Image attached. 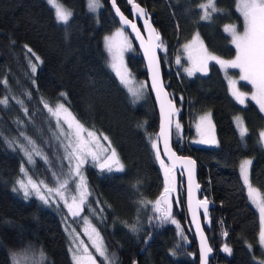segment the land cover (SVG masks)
I'll list each match as a JSON object with an SVG mask.
<instances>
[{
    "label": "trees",
    "instance_id": "trees-1",
    "mask_svg": "<svg viewBox=\"0 0 264 264\" xmlns=\"http://www.w3.org/2000/svg\"><path fill=\"white\" fill-rule=\"evenodd\" d=\"M134 1L148 11L163 42L158 52L163 84L178 108L172 127V148L178 155L196 160L197 181L201 185L199 198L213 204L206 222L202 216L212 248L209 264H257L255 259L262 262L264 249L258 243L260 223L246 198L239 164L247 158L252 160L251 183L264 197V149L258 142L264 117L252 103L242 108L231 99L216 65L210 64L205 76L188 78L183 66L174 63L180 47L196 32L209 52L225 59L235 55L222 27L236 24L241 31L236 0H215L221 13L208 21L200 19L199 7L207 0ZM115 2L120 12L130 18L126 1ZM61 3L73 13L66 27L56 22L52 8L44 0H0V99L7 97V88H11L46 135L43 119L49 118L41 100L53 107L63 102L87 129L109 138L124 170L107 174L86 165L84 175L91 195L79 220L87 216L97 228L114 264H198L184 196L179 199L180 210L175 212L190 240V251L184 258L171 254L179 252L175 225L156 220L151 208L165 186L151 145L157 140V111L149 90L147 102L135 105L107 66L102 39L120 27L109 0H100L98 22L89 13L87 0H61ZM25 45L42 61L35 74L29 68V60L36 62L35 56ZM134 47L135 53L126 58L129 72L135 79L146 82L145 65ZM61 93L67 98L61 97ZM203 113H210L213 118L217 141L214 148L188 144L193 135L192 125ZM14 115L19 116V111L13 103L7 107L0 104L1 130H15ZM235 116L243 118L248 130L244 144L233 125ZM176 118L183 128L182 138L188 141L176 140ZM48 155L54 161L51 150ZM23 162V156L9 150L0 135V264H11L9 253L26 244L39 246L53 264H71L60 210L44 208L36 199L20 200L12 191ZM43 170L29 173L44 177ZM133 224L137 225L135 232L129 227ZM225 245L231 248V254L223 252ZM97 261L103 264V258L97 257Z\"/></svg>",
    "mask_w": 264,
    "mask_h": 264
},
{
    "label": "snow or ice",
    "instance_id": "snow-or-ice-1",
    "mask_svg": "<svg viewBox=\"0 0 264 264\" xmlns=\"http://www.w3.org/2000/svg\"><path fill=\"white\" fill-rule=\"evenodd\" d=\"M133 6L134 15H138L140 18L144 19L145 26L150 34V43L148 47H145V56L149 60V70L152 72V86L157 93V98L160 99L163 93V88L158 82L159 68L158 64L155 63V50L157 48H163V42L160 40V36L155 32V29L151 28L149 23L148 14L146 10L139 4H136L134 0H129ZM48 5L54 9L55 19L58 24L67 25L73 13L65 8L61 3V0H47ZM89 10L95 11L98 7H101L100 0H88ZM113 6L115 3L113 0ZM203 14L200 16L201 20H208L212 18V13L218 11L215 6V0H207L206 3H201L199 5ZM237 10L241 13L244 20V31L239 33L236 30L235 25H226L225 31L228 32L232 37V44L236 48L235 59L230 61H225L216 56L207 53V50L203 48V42L199 41V35L193 37V40L184 45L185 51L189 53V59H192V51L194 45L199 43L198 51L202 50L204 55L197 56L196 64L193 68L186 69L189 76L193 74L194 71H207L208 60H215L223 68H238L240 70V80L246 81L251 84L253 92L251 94V99L256 101L259 105L261 112H264V0H237ZM117 15L120 17L121 25L130 26L136 33L137 37L140 38L139 30L133 21H129L119 9H116ZM123 29L117 30V32L112 37H105L106 49L110 56L109 67L115 71L118 78H120L122 83L127 84L128 81L125 79L126 68L122 66L123 52L126 48L130 47V44L125 39L121 43L117 37H123ZM159 43H156V42ZM141 45L144 46L143 40L141 39ZM27 51L35 56V61L29 60V65L31 72L36 73L39 63H42L40 57L37 56L31 48L25 45ZM179 59L177 63H179ZM35 82V81H33ZM6 84L7 81L5 80ZM230 90L232 95L240 103H244L243 97L244 93H241L236 88V82L234 80H229ZM142 88V86H141ZM135 99H139L141 89H129ZM30 96V94H28ZM61 97L65 99L66 94L61 93ZM166 97L167 94L164 93ZM17 104L21 106L25 114H28L27 108L24 107V101L17 97H13ZM9 103V98L4 97L0 99V104L7 107ZM44 108L48 111L49 115L56 120L55 131H53V136L58 144V147L63 150V156L60 157L61 160H67L69 164V176H77L80 178L79 183L76 184V191L79 193L77 198L76 195L71 197V203H69L68 195H66L69 181L67 176L62 178V175L57 173L54 167H52V161L43 152L36 141L28 136L23 131L20 136L23 138L22 141L10 140L6 141L9 147L14 149H19L24 152L26 159L29 163H34V157H40L44 160L46 164L50 165L49 170L52 172L53 179L55 181V187H49V185L43 181H36L32 177L27 175V171L24 165L21 164L20 171L24 174V177L16 181L12 191L15 193H22L23 199L28 200L32 195H35L44 204L50 205L51 203H59L63 201L64 206L68 209V215L76 218L81 216L83 207L85 206L88 195H90L87 188L85 178L83 176V166L89 161L92 162L94 167H98L102 172H121L124 170V165L121 162L115 148L112 146L109 138L103 133L97 134L94 130L87 129L84 124H82L76 116L69 111L64 103H57L54 107L51 106L47 101L41 100ZM177 110L174 108L172 102L168 100L166 103L161 102V131L157 138H163L165 155L170 158L175 157L176 159H181L175 156V153L171 151L168 143V136L170 135L172 120L171 117ZM240 135L244 138L247 135V128L244 125L242 118H235ZM201 121H207L211 124L210 118L208 116L201 117ZM18 123H23L22 121H17ZM66 125V128H65ZM197 133L201 135L202 139L198 143L215 144V137L211 135L209 138H203L205 136V129L202 127L201 123L197 124ZM177 131L180 129V124L177 122L175 124ZM101 137L104 141H107V146L101 144ZM259 142L264 144V130L259 133ZM152 148L155 150L156 159L160 160L161 153L158 148V142L152 141ZM161 167L164 168L165 174V188L163 193H161L160 198L155 201L154 210L157 213L155 216L156 220L161 223L171 221V223L176 224L177 222L171 216V206L169 205L168 196L175 190L174 180L173 184H169V176L171 169L165 167L164 162L160 160ZM186 164H193L191 160H185ZM250 160H244L240 164V174L243 179L244 185L248 189V196L252 202L256 205L259 211L260 218V230L258 233V243L264 248V197L260 195L256 188L251 185L249 179V166L251 165ZM174 166V165H173ZM192 172L189 170V208L191 210V198H192ZM199 188V185H196ZM54 194V195H53ZM55 197H59L56 200ZM141 203H146L141 201ZM161 205H167V207H162ZM198 207L204 209L205 217H207L208 212V201L207 199L202 201H197ZM193 218L195 220L196 214L193 212ZM83 224L85 227L82 229L84 234L88 237V241L91 247L95 249V254L89 250L88 245L85 244L83 240L79 238V234L76 233L75 229H72L70 236L73 237V246L69 248L72 253L73 264H97V257L103 258V264H114V259L110 258L106 247L103 244L102 238L100 236L97 228L92 224L87 216L83 217ZM66 230L70 227L65 220ZM197 230L201 236V248H200V260L201 264H207L208 253L212 251L207 245L206 239L203 237L202 232H200V225L197 223ZM130 230L137 231V225L133 224ZM179 227V226H178ZM227 235V233H224ZM249 250L252 246L248 245ZM223 251L231 254V248L227 245L224 246ZM175 255V251L172 253ZM15 257V254H13ZM13 264H20L18 259L14 258Z\"/></svg>",
    "mask_w": 264,
    "mask_h": 264
},
{
    "label": "rangeland",
    "instance_id": "rangeland-1",
    "mask_svg": "<svg viewBox=\"0 0 264 264\" xmlns=\"http://www.w3.org/2000/svg\"><path fill=\"white\" fill-rule=\"evenodd\" d=\"M44 2L46 4H48L47 3V0H44ZM87 3H88V0H87ZM235 7H236V12L238 13L239 17H241V20H242V29L240 31L237 28V25L236 24H227V25H235L236 26V30L239 33H243V31H244V20H243V17L241 15V13L237 10V0L235 1ZM52 10L54 12V9L53 8H52ZM99 10H100V7H98L95 11L88 10L89 13H91L94 16V19H95L96 22H98V14H99L98 11ZM219 12L221 13V11L218 9V11L212 13V16L215 15V14H217V13H219ZM202 14H203V12H202ZM208 20H211V19H208ZM208 20H205V21H208ZM60 25L65 26V27L67 26L65 24H60ZM225 26L226 25H224L222 27L223 32L227 36V38L229 39L230 45H232L233 48H234V50L236 51L235 46L231 42V40H232L231 35L224 30L225 29ZM119 29H122V28L121 27H117L116 29H114L112 31V33L103 36V39H102V45H104V50H105V53H106V56H107V66H108L109 70L111 71V73L113 74V76H115L117 78V80H118L119 84L121 85V87H123L124 89H126V91L128 92V94L130 95V97H132L134 104L135 105H137V104H144V103L147 102V99H148L147 96H148L149 87L147 86V83L145 81H140L137 78L135 79V77L132 76L130 74V72H129L128 65L126 63V58H127L128 55L135 53V50H134V48H135L134 46L135 45L132 43V39H131L129 33H127L124 29H123V32H124L123 37H117V39L121 43H123V41L126 39L128 41V43L130 44V47L129 48H126V50L123 52V59H122V66H123V68H126V70H127L126 73H125V79L128 81V83L127 84L122 83L121 80H120V78L117 77L115 71H113L112 68L109 67L110 56H109V53H108V51L106 49L105 37H112L117 32V30H119ZM197 34L199 35V41H202L203 42V48L207 50V48H206V46L204 44V41L202 40L199 32H196L195 34H193L192 38L188 41V43H190L193 40V37L196 36ZM198 49H199V43H197L196 45H194V48H193V51H192V59L190 60L189 59V53L185 51V48H184V45H183L182 47H180V49H179V52L180 53L174 59V63L177 66L178 65H182L183 66L184 73L186 74V76L188 78L189 77L200 76V75L201 76H205V75H207L209 73L208 70H209L210 64L216 65L219 68L220 72H222V75H223L224 81L227 84L228 93H229L231 99L235 103H237L240 107H242V108H244L248 103H252L254 106H256L258 108L259 112L262 113V115L264 117V112H261L260 111L259 105L256 103V101H254V100L251 99V94L254 91L253 88H252V86H251V84L247 83L246 81H241L240 80V70L238 68H223L215 60H208L207 61L208 67H207V71L206 72H204V71H194L191 76L188 75L186 69H190V68H193L195 66L198 55H200V56H203L204 55L203 51L202 50L198 51ZM207 53L208 54H211L213 56H216L211 51L209 52L207 50ZM235 56H236V53H235V55L233 57H231V59H225V58H222V57L220 58L218 56H216V57H218L220 59H223L225 61H230V60L235 59ZM178 59L180 61L179 63H177V60ZM29 68H30V66H29ZM30 70H31V68H30ZM230 79L231 80H234L236 82V88L238 89V91L245 94V96L243 97L244 103L238 102V100L232 95V92L230 90V85H229V80ZM243 85L246 86L247 88H242ZM141 86H142V88H141ZM129 89H133V90H135V89H141L139 99H135ZM7 92H8L7 97L9 98L8 105H10L11 103H13L15 105V107L19 111V116L14 115V119H12L14 121L13 124H15V126H14L15 130H11L10 129L9 132L8 131L7 132H4L0 128V135H1V137H2V139L4 141V143H5V146H7V148L9 150L18 151L23 156V159H24L23 165H24V168L27 171V175L28 176L32 177L36 181H40V180L45 181L49 185V187H55V181L53 179L52 172L49 170V168H50V165L49 164H46L44 162V160L41 159L40 157H34V161L35 162L34 163H29L28 160L25 157L24 152L20 151L19 149H14L12 147H9V145H8V143L6 141H10V140H14V139L15 140L22 141L23 138L20 136V133L23 131L24 133H26L28 136L32 137L36 141V143L40 146V148L43 150V152L49 157V160L50 161L52 159H50V156L48 155V150H51L52 151V155H53V159H54V161H52V165L51 166L55 168V170L57 171V173H59V174L62 175V178L64 176H67V178H68L69 187H68V190H67L66 195H68L69 203H71V197L73 195H76L77 198L79 196V193L76 191V184L79 183L80 178L77 177V176H69L68 175V173H69V164H68V161L67 160H61L60 159V157H62L64 153H63V150L58 147V144H57V142H56V140H55V138L53 136V131H55V127H56V120L54 118H52L49 115L48 111L45 109V112H46V114H47V116L49 118V120L43 119V123H45L46 132L48 133L46 135L45 133H43L42 127H40V125L35 121V119H33L32 113H30L28 111V114L26 115L25 112L23 111V109L21 108V106L19 104H17L14 99H12L13 97H17L18 98V96L12 91V89L8 87L7 88ZM19 99H21V98H19ZM24 107L27 108L26 105H25V103H24ZM177 111H178V108H177ZM175 116H173V117L175 118ZM204 116H208L210 118V121H211V124L210 125L208 124L207 121H203V122L201 121V117H204ZM236 117H240V118H242V117L241 116H235L234 119H233V125H235L237 135H239L241 142L244 144L247 135L244 138L241 137L240 132H239V129H238V126H237V123H236V120H235ZM242 120H243V118H242ZM17 121H22L23 123L21 124V123H18ZM243 122H244V120H243ZM176 123H177V118L175 119V122H174V128H175V124ZM198 123H201L202 124V127L205 129V136L203 138H209L211 135H214L215 141H216V136H215V129L216 128L214 126V122H213L212 115L210 113H203L202 116H200V118L198 119V121H196L192 125V127H193L192 128L193 135L190 137L191 139L189 140L190 141V146L191 147L193 146V147H196V148H203V147L204 148H214L217 145V141H216L215 144H207V143L202 144V143H198V141L202 139L201 135H199L197 133V127L196 126H197ZM244 125L246 127V124H244ZM65 128H66V125H65ZM176 130L177 129L175 128V131ZM180 130H182V127L181 126H180L179 131H177V133L180 134L181 133ZM262 130H264V128ZM172 134H173V131H172ZM182 137H183V135H182ZM176 138H177V136H176ZM176 140H178V138ZM182 140L186 141L183 138L181 139V141ZM154 141H157L158 142V140H154ZM172 141H173V138H172ZM181 141L178 140L179 143H181ZM100 142H101L102 145L107 146V143L108 142L107 141H104L102 137H101ZM151 145H152V143H151ZM259 145L262 147V149H264V144H261L259 142ZM158 148H159V146H158ZM152 150H154V149L152 148ZM160 153H161V151H160ZM154 158H155V161H157V164H158V167H159L160 172L162 173L163 182H164V185H165L164 168L161 167L160 160H162L164 162L165 167H168L169 168V166L165 162V160H163L162 156H161L160 160H157L156 159L155 150H154ZM244 160H250L252 162V160L250 158H247V159H244ZM244 160H242V161H244ZM242 161L240 162V164L242 163ZM53 163H55V164H53ZM87 164L93 165L92 162L89 161L88 163H86L83 166L82 172H83V176L85 178V181H86V175H84V169H85V167H86ZM240 164H239V175H240V179H241L243 188L245 189L246 198H247L248 203L250 204L251 208L256 212V214L258 216V221L260 223L259 211H258L256 205L249 198V196H248V189L244 185L243 179L241 177V174H240ZM39 167H41V169L44 168L43 171L46 174V176H44V177H35L34 175L32 176L29 173L30 170H35L36 172H40L41 169ZM95 168L98 169L100 172H102L98 167H95ZM250 170H251V168L249 166V179H250V182H251ZM103 172H105L107 174L108 173H118V172H115V171L114 172L103 171ZM17 178L18 179H21V178H25V177H24V174L21 173V171H20V174H19V176ZM173 180H174V188H175V190L172 191L169 194L168 201H169V205L171 206V216H172L173 219H175V221L177 223L176 224H173V223H171V221H168V222L170 224H172V225H175V227L177 229L178 242L176 243V246H177V249H178L179 252H175L176 253L175 255L172 254L173 252L171 254L174 257H177V258H184V257H186L187 253L190 251L188 249V246H190L189 245L190 244V240H189L188 236L185 234V230H184L182 224L180 223V221L176 218V214H175L176 211H179L180 210L179 199L182 198V196H184V192H183V190H184V184H182L181 175L178 174L175 171H171V173H170V176H169V184H170V186L173 184ZM16 181H15L14 185L16 184ZM86 184H87V181H86ZM14 185L12 186V189H13ZM251 185H252V183H251ZM87 188H88L89 193L91 195V192H90V189H89L88 186H87ZM164 188H165V186H164ZM257 191L261 195V192L258 189H257ZM13 193L20 200H24L22 193H15V192H13ZM90 195H88L87 199L90 197ZM34 199H36L37 201H39V203H41L44 208L46 207V208H49V209H54L55 211L60 210V213L59 214H60V219H61L62 230H64L65 235H66L67 240H68L67 251H68V254H69V259H70L71 264H73V260H72V253L69 251V248L73 246V237L70 236V232L72 231V229H75L76 230V233L79 234V238L81 240H83L86 245H88L89 250L92 251L93 253H95V249H93L91 247V244L88 241V237L82 231V229L85 227V225L83 224V221L82 220H79V217L74 218V217L68 215V209L64 206L63 201H60L59 203H51L50 205H46L41 200H39L35 195H32L28 200H24V201H29V200H34ZM55 199L56 200H59V197H55ZM154 205H155V202L152 203V207L151 208L153 210V213L155 215H157V213L154 210ZM161 206L162 207H167V205H161ZM83 209H84V207H83ZM175 209H177V210H175ZM92 210H94V209H92ZM65 220L67 221V224L70 225V227L68 228V230H66ZM259 230H260V228H259ZM102 241H103V239H102ZM103 244H104V242H103ZM9 254H10V262H11V264H13L14 258L15 259H18L19 262H20V264H53V263H51V261L48 258V256H46L45 252H43L42 249L39 248V246L34 245V244H26L24 247L19 248V249L15 250V251H12ZM13 254H15V257L13 256ZM254 261L257 264H264V260L261 262V261L255 259ZM97 264H99L98 261H97Z\"/></svg>",
    "mask_w": 264,
    "mask_h": 264
},
{
    "label": "water",
    "instance_id": "water-1",
    "mask_svg": "<svg viewBox=\"0 0 264 264\" xmlns=\"http://www.w3.org/2000/svg\"><path fill=\"white\" fill-rule=\"evenodd\" d=\"M125 1L127 3V11L130 14V18H128L123 12H120V13H122L123 16H125L129 21H133L136 24L137 29L139 30V33H140V38L137 37L136 33L133 31V29L130 26L121 25L120 17L117 15V12H116V9L118 8V6H117V3L115 2V0H114L115 7L113 6V0H109L110 9L112 10V12H114L116 19H117V22L119 23L120 27L122 29L126 30L130 34L132 42H133V44H135V46L138 50V53L141 56L143 65H145V70H146V75H147L146 83H147V86L149 87V91H150V94L153 98L154 105H155L156 111H157V118H158L157 138H158L160 131H161V102L163 101L166 103L168 100H170L172 102V100H171V98H170V96H169V94L165 88V85L163 84V77L161 75V64H160L159 53H158L160 51V48H157L155 50V63L158 64V68H159L158 82L163 88V93L161 94L160 99H158L157 93L153 89V86H152V72H150V70H149V60L145 56V47H148L149 43H150L149 31L147 30V28L145 26L144 19L140 18L138 15H134L133 6L129 2V0H125ZM146 12L148 14V19H149V23L151 25V28L155 29L148 11H146ZM155 32H156V30H155ZM141 39L143 40V44H144L143 47L141 45ZM156 43H159V42L157 41ZM164 93L167 94L166 97L164 96ZM172 104H173L174 108L177 110V106H175V104L173 102H172ZM177 112L178 111H176L173 116H175L177 114ZM173 116L171 117L172 125H171L170 135L168 136V143H169V147H170L171 151L175 153V156L179 157L181 159H176L175 157L170 158L168 155L164 154L165 148H164L163 138H160L158 140V146H159V150L161 151V156H162L163 160H165V162L168 164L171 171H175L181 175V181H182V184H184L183 192H184L185 213L187 214V222L189 224L190 233H191V235L195 241V244L197 245L198 264H201V260H200L201 236L197 230V226H196L197 223H199V225H200V232H202L203 237L206 239L208 247L211 248V246L208 243V237L204 232L203 223H202V216L204 218V222H206L204 209L202 207H198V205H197V201H202L199 198V194L201 192L200 191L201 185H199V183L197 181V170H196L197 163H196L195 159H192L190 157L183 156V155L182 156L178 155V153L172 148V131H173L172 126H173V121H174ZM185 160H191L194 163L189 165V164L185 163ZM189 170H191L192 178H193L191 210L189 208ZM196 185H199V188H197ZM212 206H213V204L211 202H208V209ZM193 212H195V214H196L195 220L193 218ZM211 257H212V251L210 253H208L207 264H209V260L211 259Z\"/></svg>",
    "mask_w": 264,
    "mask_h": 264
},
{
    "label": "crops",
    "instance_id": "crops-1",
    "mask_svg": "<svg viewBox=\"0 0 264 264\" xmlns=\"http://www.w3.org/2000/svg\"><path fill=\"white\" fill-rule=\"evenodd\" d=\"M197 121H198V120H197ZM182 129H183V128H182ZM180 131H181L180 134L177 133V138H178L179 141H181V139H182V138H181V137H182V130H180ZM192 134H193V131H192ZM178 140H177V141H178ZM188 144L190 145V141L188 142Z\"/></svg>",
    "mask_w": 264,
    "mask_h": 264
}]
</instances>
